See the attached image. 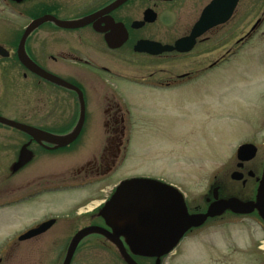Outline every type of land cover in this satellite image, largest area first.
<instances>
[{
    "label": "flooded vegetation",
    "instance_id": "flooded-vegetation-1",
    "mask_svg": "<svg viewBox=\"0 0 264 264\" xmlns=\"http://www.w3.org/2000/svg\"><path fill=\"white\" fill-rule=\"evenodd\" d=\"M24 35L26 57L61 83L20 62ZM258 41L264 43V0H0V48L5 52L0 55V93L3 78L37 89L27 125L34 133L0 128V214L11 217L42 197L65 196L59 209L42 210V219L20 234H0V264H64L77 233L93 227L114 235L136 264H164L185 239L217 228L221 214L178 230L171 221L164 222L165 229L158 222L139 243L132 241L121 220L135 212L124 185L162 179L154 170L123 168L134 142L151 146L163 130L160 114L180 112L173 110V100L179 98L186 112L184 91L197 86L205 95L204 75L229 64L239 67L242 54L252 52ZM11 68L15 76H9ZM225 80L218 78L222 85ZM75 133L67 145L54 139ZM263 139L244 143L256 147L253 157L241 160L235 153L231 160L228 177L238 184L237 194L222 199L214 175L209 194L194 204L185 201L182 215L205 214L222 200L255 203L264 177ZM181 145L187 142L182 139ZM157 154L149 158L153 163ZM83 190L94 198L81 205L76 194ZM229 211L233 217L255 218L264 229L257 210ZM44 224V231L23 238ZM116 244L89 233L69 264H92L89 251L97 247L110 250L109 264H127Z\"/></svg>",
    "mask_w": 264,
    "mask_h": 264
},
{
    "label": "rangeland",
    "instance_id": "rangeland-1",
    "mask_svg": "<svg viewBox=\"0 0 264 264\" xmlns=\"http://www.w3.org/2000/svg\"><path fill=\"white\" fill-rule=\"evenodd\" d=\"M13 73L11 68L8 74L15 76ZM204 77L205 95L200 96L202 91L197 86L184 91L181 95L185 98L184 112L177 97L179 92L174 93L173 98L178 100H173L172 108L180 112L160 114L163 130L154 135L151 146L147 142H134L123 168L130 173L158 172L157 177L176 188L188 204L209 194L214 175L218 178L222 199L238 193V184L228 177L236 149L246 142H259L264 136V43L258 41L252 52L243 53L239 67L229 64L224 70L210 71ZM219 77H225L224 85L219 83ZM4 79L0 117L25 126L32 124L29 111L36 86ZM128 94L132 101L134 92ZM0 128L12 129L1 123ZM182 139L187 142L186 146L181 145ZM155 153L158 154L153 163L149 158ZM223 170L225 173L219 174ZM92 193L80 191L76 194L77 200L84 205L94 198ZM64 198V195L42 197L17 208L18 214L11 213L12 218L0 214V234L6 233L7 237L20 234L42 219V210L59 209ZM263 242L264 229L255 218L233 217L227 210L217 228L207 230L198 238L185 239L176 254L163 263L264 264V251L260 249ZM89 252L94 259L92 264H109L111 252L106 247Z\"/></svg>",
    "mask_w": 264,
    "mask_h": 264
},
{
    "label": "water",
    "instance_id": "water-1",
    "mask_svg": "<svg viewBox=\"0 0 264 264\" xmlns=\"http://www.w3.org/2000/svg\"><path fill=\"white\" fill-rule=\"evenodd\" d=\"M26 35V34H25ZM23 36L18 49V57L20 62L29 70L43 78H49L56 83H61L59 80L50 77L40 68L36 67L25 55L23 51V42L25 40ZM163 51V50H161ZM158 53V52H153ZM5 55V52L0 48V55ZM0 123L6 126H10L28 133H34L33 129L28 126L15 123L0 117ZM77 133L64 138H54L60 145H67L72 141ZM256 148L251 144H245L237 149L238 159L243 158V155H248L249 158L255 155ZM248 159V158H247ZM234 178V177H233ZM125 191H128V199L126 202L133 203L134 213L128 214L125 218H121L124 221V233L127 234L132 241L137 242L138 238L142 237L146 233H151L155 223L161 222V226L165 229V223H172V226L178 230L179 227H189L198 224H203L208 218L217 216L226 210H232L235 213H249L253 210H257L264 220V177L261 182L260 190L258 193L257 201L255 203L243 204L236 201H217L210 206L209 210L205 214H198L192 216H183L182 212L185 210V203L181 194L174 188L166 186L162 183L155 181H134L125 183ZM132 205V204H131ZM182 216V218H181ZM163 221V222H162ZM47 224L41 225L36 229H33L23 235V238L31 237L44 231ZM89 233H100L108 239L116 242L119 247L123 258L127 264H136L131 257L126 253L120 241L112 234L104 229L93 227L85 228L77 233L74 237L71 245L68 249L64 264H69L71 257L79 243V241ZM22 238V239H23Z\"/></svg>",
    "mask_w": 264,
    "mask_h": 264
},
{
    "label": "bare ground",
    "instance_id": "bare-ground-1",
    "mask_svg": "<svg viewBox=\"0 0 264 264\" xmlns=\"http://www.w3.org/2000/svg\"><path fill=\"white\" fill-rule=\"evenodd\" d=\"M91 206H88V208H90ZM263 248H264V246H263Z\"/></svg>",
    "mask_w": 264,
    "mask_h": 264
}]
</instances>
